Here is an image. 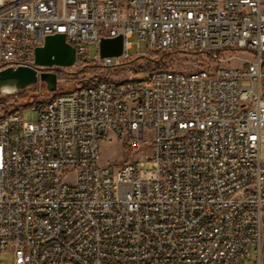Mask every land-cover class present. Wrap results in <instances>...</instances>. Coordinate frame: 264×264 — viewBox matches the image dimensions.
Listing matches in <instances>:
<instances>
[{
	"label": "built area",
	"instance_id": "2783aa9c",
	"mask_svg": "<svg viewBox=\"0 0 264 264\" xmlns=\"http://www.w3.org/2000/svg\"><path fill=\"white\" fill-rule=\"evenodd\" d=\"M57 33L75 64L122 74L57 88L33 105L37 121L0 110V252L14 264H262L264 0H0V70L54 72L35 57ZM118 35L123 54L101 57ZM133 36L195 68H134L148 52L130 54ZM103 141L140 154L101 165Z\"/></svg>",
	"mask_w": 264,
	"mask_h": 264
},
{
	"label": "rangeland",
	"instance_id": "374dc122",
	"mask_svg": "<svg viewBox=\"0 0 264 264\" xmlns=\"http://www.w3.org/2000/svg\"><path fill=\"white\" fill-rule=\"evenodd\" d=\"M133 46L130 49V54L143 55L148 52V47L145 41H141L137 36L131 38ZM97 45L91 44L90 50L92 56L97 53ZM238 64V63H237ZM150 65L149 69L153 68H176V69H194L195 65L191 61L190 57L184 56L177 52H161L150 51L148 52V58H138L133 64L134 68L144 69L145 66ZM54 72L58 74L60 83L58 85V91L63 89H71L82 82L90 79L94 73L108 76H117L122 74V70H115L113 68H104L100 64L94 62H85L80 64H74L73 66H56L53 68ZM126 69V68H125ZM147 70V69H146ZM139 75H143V72H139ZM242 84L248 85L249 82H243ZM54 92L47 89L45 82H38L36 84L27 86L23 89L9 91L0 90V110L11 111L16 108H23L27 114V119L30 121H37L39 117L38 110L33 107L38 101L48 99ZM140 153H132L125 148V146L118 141L106 142L103 141L101 145V165H109L112 167L116 164L123 163L126 160L139 156ZM262 156L264 157V149L262 150ZM145 169L153 168L152 161L145 162ZM261 261L264 264V216H263V231L261 241ZM251 261L258 260V251L256 244L252 247ZM1 264H14V257L10 251L0 252Z\"/></svg>",
	"mask_w": 264,
	"mask_h": 264
},
{
	"label": "water",
	"instance_id": "95a60500",
	"mask_svg": "<svg viewBox=\"0 0 264 264\" xmlns=\"http://www.w3.org/2000/svg\"><path fill=\"white\" fill-rule=\"evenodd\" d=\"M124 52V37L102 38L100 41L101 57L119 56ZM76 48L66 41L63 33L48 35L45 43L37 47L35 63L41 66H73L76 62ZM45 82L47 89L55 92L58 88V74L42 71L36 67L21 65L0 70V90L9 87L13 90L23 89L38 82Z\"/></svg>",
	"mask_w": 264,
	"mask_h": 264
},
{
	"label": "trees",
	"instance_id": "16d2710c",
	"mask_svg": "<svg viewBox=\"0 0 264 264\" xmlns=\"http://www.w3.org/2000/svg\"><path fill=\"white\" fill-rule=\"evenodd\" d=\"M150 67H151L150 65H147V66H145V68H144L143 70L149 69ZM106 78H107L106 75H101V74H98V73H94V75L91 76L90 79H88V80L85 81V82H82L81 84H87V85H89V84H96V83H98V82H100V81H102V80H104V79H106ZM53 94H54V93H53ZM46 100H47V99H46ZM46 100L38 101L37 104L43 103V102H45ZM17 109H18V108L13 109V110H11V111H14V110H17ZM19 109H22V108H19ZM6 112H9V111H6Z\"/></svg>",
	"mask_w": 264,
	"mask_h": 264
},
{
	"label": "bare ground",
	"instance_id": "6f19581e",
	"mask_svg": "<svg viewBox=\"0 0 264 264\" xmlns=\"http://www.w3.org/2000/svg\"><path fill=\"white\" fill-rule=\"evenodd\" d=\"M110 57H119V56H110ZM3 91H9V92H11V91H13V89H11L9 87H5V88L2 89V92Z\"/></svg>",
	"mask_w": 264,
	"mask_h": 264
}]
</instances>
